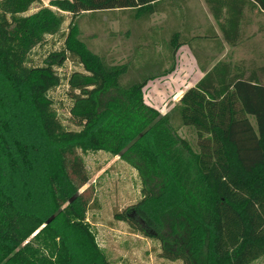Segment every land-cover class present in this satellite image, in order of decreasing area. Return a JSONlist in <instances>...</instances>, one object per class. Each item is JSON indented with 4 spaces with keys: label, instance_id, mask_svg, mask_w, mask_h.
<instances>
[{
    "label": "trees",
    "instance_id": "obj_1",
    "mask_svg": "<svg viewBox=\"0 0 264 264\" xmlns=\"http://www.w3.org/2000/svg\"><path fill=\"white\" fill-rule=\"evenodd\" d=\"M162 1L49 0L46 7L26 15L40 0H0V72L18 101L16 120L20 126L15 132L26 136L16 139L6 122H0V129L5 131L0 135V145H8L9 134L18 156L14 159L6 152L9 166L5 172L0 169V177L6 179L0 186V264H71L72 253L66 242L71 234L82 235L97 254V260L90 264H107L84 220L89 201L80 190L89 177L78 149L135 158L134 167L144 179L142 200L114 217L128 225L142 223L145 230L149 229L143 235L160 241L164 258L199 264L198 256L206 243L208 257L202 264H251L260 259L264 264V85L258 79V75L264 76V66L247 68L243 61H218L208 71L199 67L204 75L182 94L175 107L180 125L194 130L195 154L177 137L165 115L142 104V89L149 79L123 88L119 81L125 66L107 70L98 63L94 67L75 48L80 15L132 10L151 16L160 12ZM204 3L221 41L231 48L241 43L253 23V12L264 19V0ZM64 15L69 16L65 47L49 54L43 66H29L32 50L41 46L45 37L60 33ZM255 25L257 32L264 34V20ZM209 39H183L173 33L167 49L174 55L183 45L192 47L193 42ZM70 53L84 67V73L74 72L66 78L72 103L69 116L77 131H68L60 124L48 96L59 87L57 69ZM174 66L158 77L171 73ZM108 92L115 96H106ZM101 100H106L103 108ZM49 147L54 149L52 162L44 168L38 156ZM120 149L123 152L119 154ZM32 153L36 155L33 161ZM44 171H49L47 177ZM34 177L48 191L49 219L19 211L6 192L10 185H20V190L32 198ZM152 179L161 189L154 204ZM151 207L156 208L152 211L156 220L168 227L163 235L147 215Z\"/></svg>",
    "mask_w": 264,
    "mask_h": 264
},
{
    "label": "rangeland",
    "instance_id": "obj_2",
    "mask_svg": "<svg viewBox=\"0 0 264 264\" xmlns=\"http://www.w3.org/2000/svg\"><path fill=\"white\" fill-rule=\"evenodd\" d=\"M47 3V0H40L39 4L31 6L26 15L35 12L41 6L46 7ZM179 4L176 5L180 7V12L173 16V20L168 21L170 23L163 29L162 33L158 31L157 35L154 36L158 43L152 40L153 37L150 34L152 28L150 27L153 23L158 30L160 20L163 19L161 16H140L132 10L82 14L77 22L75 48L94 67L98 63L107 70L125 66L124 74L119 81L123 88L149 79L142 89V104L158 112L160 116L165 115L170 121L171 127L176 129L177 137L184 141L196 154L198 149L194 130L192 127L181 126L177 116L175 107L179 99L201 77L202 73L198 67L207 65L206 69L208 70L218 60L228 61L232 64L243 61L247 68L264 65V34L257 32V26L254 24L255 27L251 26L250 30H246L237 47H225V52L218 56L217 48L218 45L222 44L219 39L217 41L193 42L192 50L176 51L173 55L172 51L167 49L173 34L172 30H174L170 27L180 23L181 19H186L193 24H203L206 22L205 18L208 21L209 15L202 0H187L185 3ZM251 16L254 23L264 20L263 15H257L256 12H253ZM64 18L65 22L60 33L52 37H45L43 44L32 50L28 56L27 64L29 66H43L44 60L49 54L65 47L64 39L67 34L69 16L64 15ZM150 47H154L153 51L149 49ZM155 50H159V52H155ZM249 62H252L254 66H249ZM172 65H175V68L171 73L158 77L163 72L168 71ZM83 69L79 59L70 53L63 65L57 69L61 78L59 87L48 94L58 121L68 131H77L78 128L72 124L69 116V108L72 103L67 91L66 78L74 72L84 73ZM258 79L264 85V76L258 75ZM112 92L114 93V91ZM15 96L10 84L0 72V122L5 121L11 135L16 139L23 140L26 139V136L15 132L16 127L20 126L16 120L18 101ZM106 96L114 97L115 95L108 92ZM23 97L25 100L27 99L25 91H23ZM105 101H100L102 108ZM26 115L28 116L27 113ZM250 122L255 127L251 118ZM4 132V129H0V135ZM36 133L38 134V130ZM6 136L8 145H0V169L3 172L9 166L4 158L5 153H12L14 159L18 157L10 142L9 134ZM108 145L110 144L107 143ZM53 150L52 147H49L48 150L40 151L38 161L44 168L52 162ZM121 150L118 151L119 154ZM77 153L83 159L89 177L87 184L80 190L85 191V197L89 201L88 209L84 213V220L89 224L94 236V243L106 263L183 264L179 260L171 261L164 258L160 241L143 235L149 229L145 230L142 223L139 226L134 223L128 225L114 217L115 214L125 213L142 200L141 190L145 185L144 179L134 167V165L136 166L135 158L130 155L120 158L119 155L114 156L107 151H86L83 153L78 149ZM182 155L187 157L185 151L182 152ZM35 158L36 155L32 153L30 159L33 161ZM35 169L39 171L38 168ZM49 171H44L43 176L56 175L55 171H50L48 174ZM5 180L0 177V186L3 183L6 184ZM58 180L68 192L69 190L62 178L59 177ZM152 182L150 194L154 196L152 197L154 201L151 202L154 204L155 196L161 189L156 180ZM32 184L34 192L30 199L26 193L20 190V185L17 188L10 185L9 188H6L9 192H6L10 194L9 196L19 211H29L42 219H49L52 214L49 208L48 191L44 189L42 181L38 180L37 177H34ZM146 211L148 213L146 214L154 219L155 229L160 232V235L168 232V227L161 225L156 220V214L152 213V211H156L155 207ZM138 228L142 230L140 231ZM66 242L72 253L71 264H90L97 260V254H93L82 235H67ZM207 253L205 243L201 247L200 256H198L199 264L205 263L208 257ZM261 262L260 259L251 264H261Z\"/></svg>",
    "mask_w": 264,
    "mask_h": 264
},
{
    "label": "crops",
    "instance_id": "obj_3",
    "mask_svg": "<svg viewBox=\"0 0 264 264\" xmlns=\"http://www.w3.org/2000/svg\"><path fill=\"white\" fill-rule=\"evenodd\" d=\"M49 0H47V2H48ZM187 0H164V1H162L161 3V10H160V12H156V13H154V14H152L151 16H161L163 19H161L160 20V25L158 26V30H157V27H155L156 25L155 24H153L152 23V27H150V28H152L151 30V32H150V34H151V36L153 37V41L154 42H156V43H158L156 40H155V38H154V36H156L157 35V33H158V31L159 32H161L162 33V31H163V29L164 28H166V26H168V24L170 23H168V21H171V20H173V16H175V14H177L178 13V10H180V7L178 6V5H180L179 3H185ZM203 1V6H204V8L207 10V12H208V14H209V11H208V9H207V6L205 5V3H204V0H202ZM174 3L175 4V6H171V4L172 3ZM176 4H178L177 6H176ZM182 21H180V23H178V24H171V25H173L172 27H170V28H172V29H174V30H172V32L173 33H178V34H180L181 35V37H183V39L184 38H188V37H192V36H206V37H210V39L208 40V41H217L218 39L219 40H221V36H220V32H219V30H218V27H217V25H216V23H215V21L213 20V18H212V16L209 14L208 15V21H207V18H205V23H203V24H201V23H195V24H193V23H191V22H189V21H187L186 19H181ZM163 22H165V23H163ZM255 23L253 22L249 27H248V29L250 30L251 29V26H254L255 27V25H254ZM170 26V25H169ZM177 29V30H176ZM253 35V34H252ZM213 37V38H212ZM221 45H218V48H217V51H218V53H217V56L218 55H220L221 53H224L225 52V47H229L228 45H226V44H224L222 41H221ZM199 44V43H198ZM197 44V45H198ZM155 46H157V45H155ZM193 46H194V44L192 45V47H188L187 45H183V46H181L177 51H180V52H185V51H190V50H192L191 48H193ZM153 48L154 47H150L149 49L151 50V51H153ZM229 48H231V47H229ZM159 49V48H158ZM159 52V50H155V52ZM218 61H224V60H218ZM218 61H216V62H218ZM215 62V63H216ZM225 62H228V61H225ZM230 63V62H229ZM213 65V64H212ZM212 65H211V67H212ZM249 65H252V66H254L253 65V63L252 62H249ZM262 66H264V65H262ZM210 67V68H211ZM258 67V66H257ZM260 67V66H259ZM199 68V67H198ZM207 65H204V67H202V69L204 70V71H208L207 69ZM199 71H200V69H198ZM200 73H202V75H201V77H199V79L195 82V84L202 78V76L204 75V72H201L200 71ZM194 84V85H195ZM193 86V85H192Z\"/></svg>",
    "mask_w": 264,
    "mask_h": 264
}]
</instances>
